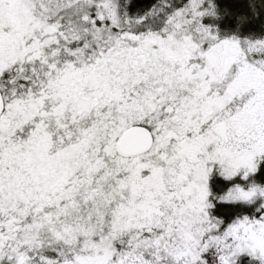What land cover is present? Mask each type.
I'll use <instances>...</instances> for the list:
<instances>
[{"label":"snow or ice","instance_id":"1","mask_svg":"<svg viewBox=\"0 0 264 264\" xmlns=\"http://www.w3.org/2000/svg\"><path fill=\"white\" fill-rule=\"evenodd\" d=\"M0 264H264V0H0Z\"/></svg>","mask_w":264,"mask_h":264}]
</instances>
